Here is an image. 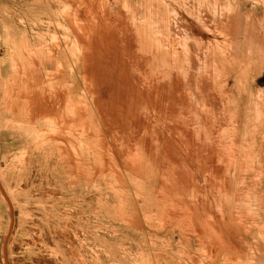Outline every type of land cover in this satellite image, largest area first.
<instances>
[{"label":"rangeland","instance_id":"1","mask_svg":"<svg viewBox=\"0 0 264 264\" xmlns=\"http://www.w3.org/2000/svg\"><path fill=\"white\" fill-rule=\"evenodd\" d=\"M0 264H264V0H0Z\"/></svg>","mask_w":264,"mask_h":264},{"label":"bare ground","instance_id":"2","mask_svg":"<svg viewBox=\"0 0 264 264\" xmlns=\"http://www.w3.org/2000/svg\"><path fill=\"white\" fill-rule=\"evenodd\" d=\"M85 16V15H84ZM93 48V47H92ZM121 53V52H120ZM112 78V77H111ZM123 82V81H122ZM127 90V89H126ZM112 91V90H111ZM118 95V94H117ZM201 148V147H200Z\"/></svg>","mask_w":264,"mask_h":264}]
</instances>
